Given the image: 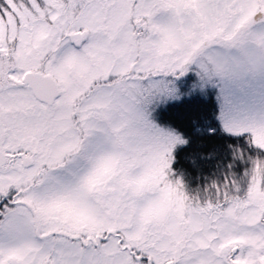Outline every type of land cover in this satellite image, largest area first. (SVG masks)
Returning a JSON list of instances; mask_svg holds the SVG:
<instances>
[{"label":"snow or ice","instance_id":"1","mask_svg":"<svg viewBox=\"0 0 264 264\" xmlns=\"http://www.w3.org/2000/svg\"><path fill=\"white\" fill-rule=\"evenodd\" d=\"M0 264H264V0H0Z\"/></svg>","mask_w":264,"mask_h":264}]
</instances>
